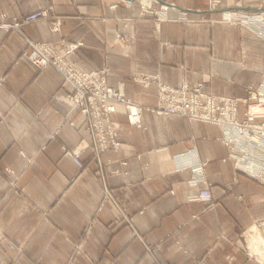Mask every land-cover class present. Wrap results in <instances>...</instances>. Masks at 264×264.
Returning a JSON list of instances; mask_svg holds the SVG:
<instances>
[{
	"label": "crops",
	"instance_id": "1",
	"mask_svg": "<svg viewBox=\"0 0 264 264\" xmlns=\"http://www.w3.org/2000/svg\"><path fill=\"white\" fill-rule=\"evenodd\" d=\"M211 1L0 0L7 20L48 4L60 22L59 31L43 19L0 28V264H259L242 232L264 218V185L234 178L218 126L149 110L136 126L116 104L119 152L102 153L99 167L88 148L80 169L63 148L91 136L79 112L69 113L70 85L53 66L19 58L26 38L59 50L81 42L68 61L87 71L109 64L106 83L145 106L157 89L135 74L242 96L259 78L264 40L212 19L262 9L259 0H217L213 9ZM192 149L206 161L212 206L193 198L204 183L176 168L175 157Z\"/></svg>",
	"mask_w": 264,
	"mask_h": 264
},
{
	"label": "built area",
	"instance_id": "2",
	"mask_svg": "<svg viewBox=\"0 0 264 264\" xmlns=\"http://www.w3.org/2000/svg\"><path fill=\"white\" fill-rule=\"evenodd\" d=\"M262 3L264 4V1ZM217 5V0L211 1L212 9ZM259 7L262 10L257 13L238 11L224 13L219 20L230 23L236 20H252L253 25L255 21H261L262 24H259L261 29H255L256 32H254L255 34L260 32L258 35L264 38V5ZM39 19L45 20L51 31L60 30V22L52 16V7L48 4L12 17L11 20H7L6 15L2 13L0 28L7 31L12 29L19 31L23 24ZM61 42L64 43V40ZM79 44L81 42H69L64 49L59 50L49 42L26 38L19 58L28 59L39 69L53 66L60 72L64 82L70 85V91L65 96V100L70 105L69 113L79 112L82 123L91 136V141L82 139L73 148H63L64 153L69 155L80 169L84 167L81 155L88 148L97 158L99 167H102L99 159L102 153L119 152L121 141L117 137V128L111 119V114L116 110V104H121L127 111L128 122L136 126H142L145 110L160 115L178 114L188 121L197 120L218 126L219 139L227 147V154L222 159L231 162L234 178L236 174L243 173L264 185V76L260 82L246 85L244 95L226 96L205 90L203 82L191 84L183 81L180 86L175 87L162 82L158 73L135 74L132 76L135 81L145 86L154 84L157 89L156 103L153 106H145L128 97L122 84L114 87L106 83V77L111 71L109 64L104 63L100 68L90 71L73 66L67 56ZM69 122L73 124V121ZM120 162L124 164L125 160L121 159ZM175 162L178 164L177 169L191 170V183L197 181L204 183V187L193 198L209 201L208 206H212L210 183L204 178L206 161L199 160L192 149L189 153L178 154ZM6 171L12 172L10 168H6ZM250 226H255L257 232L264 238V218L254 220ZM250 226L242 232L243 239ZM3 239L4 234L0 227V241ZM244 248L247 256L253 257L259 264H264V260H258L251 252L248 243L244 245Z\"/></svg>",
	"mask_w": 264,
	"mask_h": 264
},
{
	"label": "rangeland",
	"instance_id": "3",
	"mask_svg": "<svg viewBox=\"0 0 264 264\" xmlns=\"http://www.w3.org/2000/svg\"><path fill=\"white\" fill-rule=\"evenodd\" d=\"M26 0H19V3L20 4H23V2H25ZM262 1H264V0H259V2L257 3V6H260V5H264L263 3H262ZM38 7H40V6H38ZM37 7V8H38ZM35 9V8H34ZM30 11V10H29ZM24 12H28V11H21L20 12V14H22V13H24ZM20 14H18L17 16H19ZM161 16H163V15H161ZM161 16H159V17H161ZM15 17V16H14ZM162 18H167L166 17V15H164ZM9 20H11V19H9ZM219 21H221V22H225V21H222V20H219V19H216V20H212V24L214 23V22H219ZM252 21V20H251ZM250 20H241V21H234V23H230V22H227V23H230V24H234V25H237L240 29H248V30H252L253 29V32L255 31L256 32V30L255 29H257V30H259V29H261L260 28V26H259V24L261 23L262 24V22L261 21H255V25H253L252 24V22H251ZM258 25H257V24ZM260 24V25H261ZM256 27V28H255ZM263 28H264V25H263ZM254 32V33H255ZM258 34H260V32H258ZM257 34V36H258V38L260 39V40H264V38L263 37H260L259 35ZM243 63V62H242ZM263 64H264V61H262V63H261V67H260V74H259V78L255 81V82H253V83H250V84H254V83H258V82H260L262 79H263V76H264V74H263ZM241 66H243V65H241ZM245 67H243L242 69H244ZM248 85V84H247ZM246 86V85H245ZM248 243V245H249V241H248V238H247V233H246V237L244 238V245H246L247 243ZM249 248H250V246H249ZM253 253V252H252ZM256 256V255H255ZM257 259H258V257H256ZM258 260H260V259H258ZM262 261V260H261Z\"/></svg>",
	"mask_w": 264,
	"mask_h": 264
},
{
	"label": "bare ground",
	"instance_id": "4",
	"mask_svg": "<svg viewBox=\"0 0 264 264\" xmlns=\"http://www.w3.org/2000/svg\"><path fill=\"white\" fill-rule=\"evenodd\" d=\"M247 238L251 252H253L260 261L264 260V238L257 232L255 226H250L247 232Z\"/></svg>",
	"mask_w": 264,
	"mask_h": 264
}]
</instances>
